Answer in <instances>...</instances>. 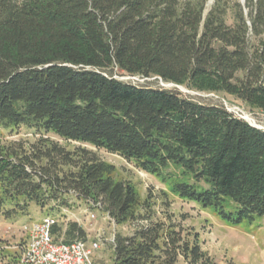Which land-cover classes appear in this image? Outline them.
<instances>
[{
	"label": "trees",
	"instance_id": "1",
	"mask_svg": "<svg viewBox=\"0 0 264 264\" xmlns=\"http://www.w3.org/2000/svg\"><path fill=\"white\" fill-rule=\"evenodd\" d=\"M208 1L0 0V128L36 136L0 145V213H59L73 199L132 225L115 233L112 264H216L169 216L153 219L152 196L87 145L231 225L264 216V130L223 105L116 77L264 111V0ZM51 233L86 239L63 218Z\"/></svg>",
	"mask_w": 264,
	"mask_h": 264
},
{
	"label": "rangeland",
	"instance_id": "2",
	"mask_svg": "<svg viewBox=\"0 0 264 264\" xmlns=\"http://www.w3.org/2000/svg\"><path fill=\"white\" fill-rule=\"evenodd\" d=\"M213 0L207 2V9L211 6ZM243 4L244 0H238ZM118 79H127L126 76H116ZM128 82L138 85H149L151 87H163L165 89H176L185 97L203 104L223 105L232 108V114L242 115L244 121L249 125L264 130V111L250 110L240 100L228 95H213L202 92L187 90L185 87L166 84L154 79L148 81L141 80L137 77L128 79ZM127 81V80H126ZM164 86H162V85ZM237 114V115H236ZM32 130L25 127L19 128H0V145L10 143L11 141H33ZM51 139L65 144L54 136ZM68 147L77 146L78 143H68ZM97 153L104 161L113 164L116 167L117 179L129 180L136 186V189L143 199L146 195L152 196L151 201H155L153 210L155 216L163 219L166 223L169 216L170 222L178 225L188 233L191 240L194 236L209 259L216 264H264V216H255L251 221H243L240 224L231 225L222 220L209 209H203L198 205L181 200L171 194L167 183H162L159 179L136 169L133 164L126 162L124 159L115 154H110L104 150H98L85 145ZM178 175V171L171 169ZM165 193V194H163ZM70 201V202H69ZM72 205L70 208H61L52 213L41 212L35 206L31 205L25 214H15L9 217L0 213V264H16L18 257L17 245L24 241L22 227L30 222H38L45 216L51 215L63 221L69 219L70 222H76L86 232V245L91 246L97 232L103 233V242L101 247L93 253L92 259L102 261L106 264H112L113 251L111 248V238L114 233L128 235L132 232V225H123L116 227L103 220V214L93 210L88 205L73 199L68 200ZM167 203V204H165ZM89 209L95 219H88L84 211ZM62 217V218H61ZM78 220V222L76 221ZM17 264H19L17 262ZM178 264H186L182 260Z\"/></svg>",
	"mask_w": 264,
	"mask_h": 264
},
{
	"label": "built area",
	"instance_id": "3",
	"mask_svg": "<svg viewBox=\"0 0 264 264\" xmlns=\"http://www.w3.org/2000/svg\"><path fill=\"white\" fill-rule=\"evenodd\" d=\"M128 79L131 78L127 77L125 80ZM225 109L229 113H233L232 108L225 106ZM235 117L244 120L242 115ZM90 210L84 211L85 216L91 220L95 219V215ZM103 220L114 225L112 219L106 214H103ZM76 221L78 222L77 219ZM59 222L56 217L45 216L38 222H30L22 227L25 238L17 245L19 264H106L92 259L93 253L102 245L103 233L97 232L90 247L86 245L85 240L77 238L69 242H64L62 237L56 240L51 233V227ZM64 222L70 221L68 219ZM65 225L64 227H66ZM114 235L111 238V243L114 241Z\"/></svg>",
	"mask_w": 264,
	"mask_h": 264
}]
</instances>
